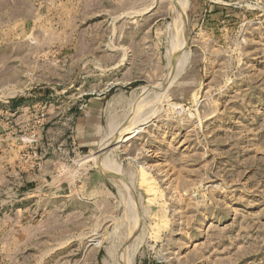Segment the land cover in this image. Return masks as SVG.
I'll return each instance as SVG.
<instances>
[{"label":"rangeland","instance_id":"374dc122","mask_svg":"<svg viewBox=\"0 0 264 264\" xmlns=\"http://www.w3.org/2000/svg\"><path fill=\"white\" fill-rule=\"evenodd\" d=\"M119 263L264 264V0H0V264Z\"/></svg>","mask_w":264,"mask_h":264},{"label":"bare ground","instance_id":"6f19581e","mask_svg":"<svg viewBox=\"0 0 264 264\" xmlns=\"http://www.w3.org/2000/svg\"><path fill=\"white\" fill-rule=\"evenodd\" d=\"M180 1V0H179ZM182 1H184V0H182ZM181 7V6H180ZM175 8H178V7H175ZM180 10V9H179ZM175 11H176V9H175ZM182 11V10H181ZM176 12H178V11H176ZM184 12V11H183ZM182 12V13H183ZM181 13V14H182ZM183 15V14H182ZM180 17V16H179ZM175 19V18H174ZM176 21V20H175ZM172 23V22H171ZM175 23V22H174ZM176 23H177V21H176ZM176 23H175V27L177 26L176 25ZM172 26V25H171ZM173 27V26H172ZM176 29V28H175ZM175 33V32H174ZM176 39V38H175ZM172 42H173V40H172ZM175 42H176V40H175ZM173 45H171V46H173L174 47V43H172ZM179 68V67H178ZM173 74V73H172ZM139 117V116H138ZM137 119V118H136ZM132 120V119H131ZM134 120V119H133ZM132 120V121H133ZM136 122V121H135ZM140 123V122H139ZM131 124V123H130ZM134 125V124H133ZM135 127V126H134ZM137 127V126H136ZM127 129H125V130H122V132L118 135V137L116 138V139H114V142H113V145L110 143V145L109 146H107L105 149H103V145H102V149H103V151H102V157H101V160H102V164H103V166H102V164L100 163V166H101V168H102V170H104L105 169V171L107 172V174L110 176V178L111 179H113L114 180V183L115 182H119V179L117 178L119 175H117V168L118 167H113L109 162H107V160H109V158L107 159V158H105L104 157V155H107V153L109 152V151H111L114 147L113 146H115V148L119 145V144H121V142L123 141V137H124V135H127V134H129L130 133V130L128 129V128H131V126L130 127H126ZM132 130H133V128H131ZM136 129V128H135ZM140 130V129H139ZM138 130V131H139ZM135 131V130H134ZM113 134V133H112ZM111 134V135H112ZM113 140V139H112ZM106 140L104 139V142H105ZM105 143H107V142H105ZM105 143H103L104 145H105ZM107 145V144H106ZM114 148V149H115ZM101 149V150H102ZM100 150V151H101ZM113 154V153H112ZM112 156H114V155H112ZM106 157H108V156H106ZM105 158V159H104ZM98 161H100V160H98ZM112 163V162H111ZM113 164V163H112ZM104 168V169H103ZM108 177V176H107ZM112 181V180H111ZM121 182V181H120ZM119 184H121V183H119ZM124 184V183H123ZM124 190V189H123ZM125 191V190H124ZM125 193V192H124ZM126 194V193H125ZM127 195V194H126ZM130 198V197H129ZM129 200V199H128ZM128 203V202H127ZM130 205V204H129ZM134 211V210H133ZM135 244V243H134ZM123 249H128V248H123ZM133 249V248H132ZM131 250V249H130ZM127 251H125L124 252V255L123 256H125V253H126ZM120 254H123V252H121ZM129 254H130V252H129ZM128 255V254H127ZM121 256V255H120ZM119 256V258H121ZM129 257V256H128ZM125 258H126V256H125ZM124 259V258H123ZM127 259V258H126ZM125 259V260H126ZM124 263V262H123ZM130 263V262H129ZM132 263V262H131ZM120 264V263H119Z\"/></svg>","mask_w":264,"mask_h":264},{"label":"crops","instance_id":"0c3cea01","mask_svg":"<svg viewBox=\"0 0 264 264\" xmlns=\"http://www.w3.org/2000/svg\"><path fill=\"white\" fill-rule=\"evenodd\" d=\"M52 162L51 161H47L45 160V162L42 163V166H51ZM42 169H40L41 171ZM29 180H35V181H43L45 180L46 176H48V174L45 173H39L38 175L35 174H31L29 173L28 175Z\"/></svg>","mask_w":264,"mask_h":264}]
</instances>
